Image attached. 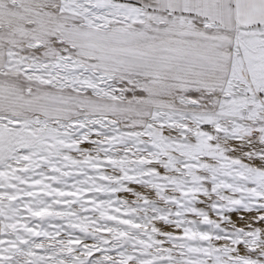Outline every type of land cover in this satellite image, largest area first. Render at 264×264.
Segmentation results:
<instances>
[{
  "label": "snow or ice",
  "instance_id": "1",
  "mask_svg": "<svg viewBox=\"0 0 264 264\" xmlns=\"http://www.w3.org/2000/svg\"><path fill=\"white\" fill-rule=\"evenodd\" d=\"M0 264H264V0H0Z\"/></svg>",
  "mask_w": 264,
  "mask_h": 264
}]
</instances>
